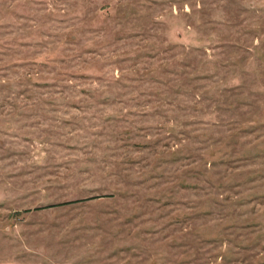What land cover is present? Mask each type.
Listing matches in <instances>:
<instances>
[{
	"label": "rangeland",
	"instance_id": "1",
	"mask_svg": "<svg viewBox=\"0 0 264 264\" xmlns=\"http://www.w3.org/2000/svg\"><path fill=\"white\" fill-rule=\"evenodd\" d=\"M0 264H264V0H0Z\"/></svg>",
	"mask_w": 264,
	"mask_h": 264
}]
</instances>
